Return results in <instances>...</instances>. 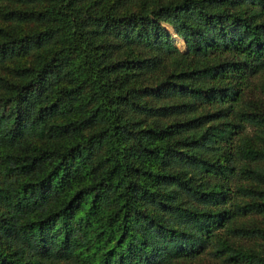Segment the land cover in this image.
<instances>
[{"label": "trees", "instance_id": "trees-1", "mask_svg": "<svg viewBox=\"0 0 264 264\" xmlns=\"http://www.w3.org/2000/svg\"><path fill=\"white\" fill-rule=\"evenodd\" d=\"M205 255L264 264V0H0V264Z\"/></svg>", "mask_w": 264, "mask_h": 264}, {"label": "rangeland", "instance_id": "rangeland-1", "mask_svg": "<svg viewBox=\"0 0 264 264\" xmlns=\"http://www.w3.org/2000/svg\"><path fill=\"white\" fill-rule=\"evenodd\" d=\"M164 26L166 27V29L173 36L174 41H175L176 45L179 47V49L181 51H183V52L187 51V45H186L185 40L183 38H181V37H180L181 39H179V36L177 35V33L175 32V30L171 26H169L167 24H165ZM195 264H222V263L220 261H218V260L213 259L212 257H209L208 255H205L200 260V262L195 263Z\"/></svg>", "mask_w": 264, "mask_h": 264}]
</instances>
